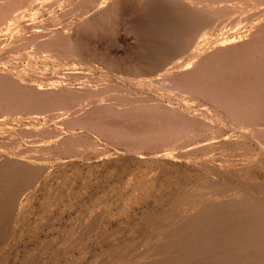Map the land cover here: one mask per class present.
<instances>
[{"label":"rangeland","instance_id":"374dc122","mask_svg":"<svg viewBox=\"0 0 264 264\" xmlns=\"http://www.w3.org/2000/svg\"><path fill=\"white\" fill-rule=\"evenodd\" d=\"M243 1L0 3V264H264Z\"/></svg>","mask_w":264,"mask_h":264},{"label":"bare ground","instance_id":"6f19581e","mask_svg":"<svg viewBox=\"0 0 264 264\" xmlns=\"http://www.w3.org/2000/svg\"><path fill=\"white\" fill-rule=\"evenodd\" d=\"M4 0H0V3L1 2H3ZM6 1V0H5ZM218 1H220V0H207V2H209L208 3V6H210V9H215L214 8V6H213V4H215L216 2H218ZM245 1H246V3H245ZM250 0H244L243 1V5H246L248 2H249ZM197 2V1H196ZM200 3H201V1H200ZM223 3V2H222ZM221 3V4H222ZM196 4V3H195ZM224 7V6H223ZM1 9H2V7H1ZM216 10V9H215ZM214 10V11H215ZM217 11V10H216ZM215 11V12H216ZM220 11V10H219ZM3 16L2 15H0V19L2 18ZM249 21V20H248ZM247 20H246V22H248ZM242 25V24H241ZM262 27V26H261ZM261 29V28H260ZM259 29V31L261 32V30ZM263 29V28H262ZM257 31V30H256ZM263 31V30H262ZM2 32V31H1ZM256 35V34H255ZM257 37V36H256ZM252 38V40H253V46H252V49L253 50H256V52H258V59L259 60H261L262 62L264 61V42L262 43V45L260 44V40L261 39H258V38H255V37H251ZM80 39V38H79ZM221 40H223V39H221ZM251 41V40H250ZM259 41V43H257ZM261 41H263V40H261ZM226 47H229V46H231L230 44H224ZM223 46V45H222ZM232 48H233V46H232ZM238 49H240V53H241V51L243 50V48H242V46L240 47V48H238ZM218 50V49H217ZM223 55H225V54H223ZM225 56H229V54L226 52V55ZM240 56H238L237 57V61L236 62H238V64H236V62H233L234 63V65L236 66V71H235V75H232V76H228V77H225L226 79H228L229 77L233 80L234 78L233 77H237V78H240L241 80L243 79V78H245L246 77V73L242 70V66H241V62H240V58H239ZM255 60V59H254ZM224 62V61H223ZM250 62H252V63H254V66H253V71L252 72H254L256 75H255V80H257V81H259V83L258 84H262L261 86H260V90L259 91H261V88H262V86H264V65H262V62H259V61H257V60H255V61H250ZM241 63V64H240ZM64 64V63H63ZM247 68V67H246ZM234 73V72H233ZM251 73V72H250ZM231 74H232V72H231ZM247 74H249V73H247ZM230 75V74H229ZM254 75V74H253ZM100 78V77H99ZM226 79H223V86H226V87H222V85H220L219 87H218V90H220V91H222V89L221 88H223V89H225L224 90V93L223 94H233L234 95V91L235 90H237L236 88L239 86L238 84L237 85H230L231 83H232V81H229V80H226ZM176 80V79H175ZM237 80V79H236ZM236 80H235V82H236ZM234 81V80H233ZM5 82V81H4ZM129 82V81H128ZM237 83V82H236ZM240 83V82H239ZM243 83V82H242ZM216 86V85H215ZM216 88V87H215ZM201 89V91H199V93L197 92V93H195V94H203V93H206L207 94V96L209 97V95H210V93L211 92H216V95L217 94H220L218 91H216V89H215V91H214V85L212 84V83H210V86H209V88H208V85H207V87L206 88H203V87H201L200 88ZM243 89V88H242ZM247 89H248V87H247ZM253 89H255V88H253ZM249 90V89H248ZM250 91V90H249ZM263 91V90H262ZM201 92V93H200ZM231 92H233V93H231ZM157 93V92H156ZM236 93H237V91H236ZM240 93V92H239ZM244 93V92H243ZM193 94V93H192ZM222 94V93H221ZM26 95V94H25ZM212 95V94H211ZM235 95H237V94H235ZM213 96V95H212ZM218 96V95H217ZM232 96V95H231ZM241 96V95H240ZM246 96V98L248 97L247 95H245ZM216 97V96H215ZM228 97L229 96H226V98L228 99ZM218 97H216V99H217ZM245 98V99H246ZM249 98V97H248ZM258 100H256V98L255 97H252V99L253 100H255L256 101V103L254 104H252V107H254V108H252V110L255 112L256 110H257V112H260V110L262 111V110H264V93L262 92V93H259L258 94ZM242 99V98H241ZM219 100V99H218ZM225 101L226 100H224V103H225ZM242 101V100H241ZM250 102V101H249ZM230 103V102H229ZM228 103V104H229ZM239 103V102H238ZM230 104H232V103H230ZM233 106H235V105H233ZM241 106V105H240ZM245 106V105H244ZM247 106V105H246ZM251 106V105H250ZM102 107V106H101ZM207 108V107H206ZM226 108V107H225ZM229 109H230V107H228ZM231 108H232V106H231ZM240 108V107H239ZM242 108H244L243 107V105H242ZM140 109V108H139ZM144 109V108H143ZM233 109V108H232ZM237 109V108H236ZM233 110H235V109H233ZM248 110V108L246 109V110H244V109H242L241 110V114H239V117L238 118H241V119H243L244 117H246L247 115H250V114H245V112ZM250 110V109H249ZM248 110V111H249ZM251 110V111H252ZM131 111V110H130ZM146 111V110H145ZM247 111V112H248ZM252 111V112H253ZM239 112V111H238ZM251 112V113H252ZM256 112V113H257ZM227 113H228V111H227ZM250 113V112H249ZM231 114H232V112H231ZM261 115H263V117H264V114H261ZM112 116V115H111ZM124 117V116H123ZM87 118V117H86ZM104 118V117H103ZM262 118V117H261ZM153 119V118H152ZM174 119V118H173ZM177 119V118H176ZM244 119H246V118H244ZM142 120V119H141ZM152 121V120H151ZM89 123V122H88ZM140 123H142V122H140ZM97 124V123H96ZM156 124V123H155ZM154 124V125H155ZM186 124V123H185ZM138 125V124H137ZM121 130V129H120ZM257 132H262L263 130L262 129H258V130H256ZM124 132V131H123ZM122 132V133H123ZM216 132V131H215ZM132 133V132H131ZM212 133H214L213 131H212ZM211 133V134H212ZM110 134V133H109ZM132 134H134V133H132ZM114 135V134H113ZM111 136V135H110ZM154 137V136H153ZM155 137H157L156 135H155ZM128 143V142H127ZM215 143V142H214ZM131 145H133V144H131ZM240 164V163H239Z\"/></svg>","mask_w":264,"mask_h":264}]
</instances>
